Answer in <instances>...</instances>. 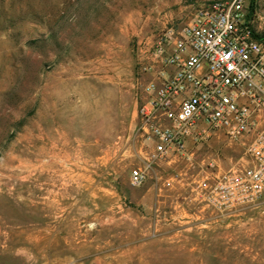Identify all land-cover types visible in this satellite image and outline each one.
Masks as SVG:
<instances>
[{"label":"rangeland","instance_id":"rangeland-1","mask_svg":"<svg viewBox=\"0 0 264 264\" xmlns=\"http://www.w3.org/2000/svg\"><path fill=\"white\" fill-rule=\"evenodd\" d=\"M211 1L0 0V264H264V194L159 217L130 182L148 49Z\"/></svg>","mask_w":264,"mask_h":264},{"label":"built area","instance_id":"built-area-1","mask_svg":"<svg viewBox=\"0 0 264 264\" xmlns=\"http://www.w3.org/2000/svg\"><path fill=\"white\" fill-rule=\"evenodd\" d=\"M130 182L152 181L155 213L194 206L224 213L264 194V16L245 0L201 4L148 49ZM215 142L243 154L224 167ZM162 217H166L163 214Z\"/></svg>","mask_w":264,"mask_h":264},{"label":"trees","instance_id":"trees-1","mask_svg":"<svg viewBox=\"0 0 264 264\" xmlns=\"http://www.w3.org/2000/svg\"><path fill=\"white\" fill-rule=\"evenodd\" d=\"M249 3V15H253L256 12V0H248Z\"/></svg>","mask_w":264,"mask_h":264},{"label":"bare ground","instance_id":"bare-ground-1","mask_svg":"<svg viewBox=\"0 0 264 264\" xmlns=\"http://www.w3.org/2000/svg\"><path fill=\"white\" fill-rule=\"evenodd\" d=\"M101 117H102V116H101ZM104 117H105V116H103L102 118H104ZM102 118H101V119H102ZM104 119H105V118H104ZM95 120H96V119H95ZM97 121H98V120H97ZM100 122H101V124H102V121H100ZM104 122H105V120H104ZM103 125H104V124H103ZM101 128H102V127H101ZM65 138H66V137H65ZM106 152H107V151H106Z\"/></svg>","mask_w":264,"mask_h":264}]
</instances>
